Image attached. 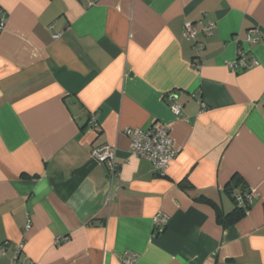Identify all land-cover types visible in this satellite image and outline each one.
I'll use <instances>...</instances> for the list:
<instances>
[{
    "label": "crops",
    "instance_id": "crops-1",
    "mask_svg": "<svg viewBox=\"0 0 264 264\" xmlns=\"http://www.w3.org/2000/svg\"><path fill=\"white\" fill-rule=\"evenodd\" d=\"M0 18V264L18 245L23 264H264V0H0ZM186 22L214 29L188 41ZM156 122L164 177L125 134ZM234 175L248 209L224 227Z\"/></svg>",
    "mask_w": 264,
    "mask_h": 264
},
{
    "label": "built area",
    "instance_id": "built-area-1",
    "mask_svg": "<svg viewBox=\"0 0 264 264\" xmlns=\"http://www.w3.org/2000/svg\"><path fill=\"white\" fill-rule=\"evenodd\" d=\"M3 24L4 18H0V29L3 27ZM213 29L214 25L212 23L203 25L201 22H186L183 27V37L186 40L191 41L194 40L198 30H201L206 34H212ZM249 33L251 34L253 31H250ZM58 37V35L53 36V38ZM196 47L202 48V45L197 43ZM243 59V56H240L238 61L230 65V68L232 70L238 69L240 63L243 62ZM254 64H256L255 61H253V65ZM170 110L175 116L180 115L179 105H172ZM90 123L94 128H98L96 120L93 116H91ZM125 134L129 138L130 152L132 155L148 160L153 166V171L160 177H164L165 170L177 154V151L173 146L169 128L166 125L156 122L145 130L140 128L127 129ZM90 156L97 163L104 165L111 177L116 175L117 165L113 147L109 145L97 147L91 151ZM249 196L250 195H248L247 198ZM153 223L154 229L157 232H162L168 223V216L164 214H157L153 219ZM6 246V243L1 246L0 249L2 252L5 251ZM22 250V245L15 247L11 258V264H23L19 262ZM126 264L132 263L131 261H126Z\"/></svg>",
    "mask_w": 264,
    "mask_h": 264
},
{
    "label": "trees",
    "instance_id": "trees-1",
    "mask_svg": "<svg viewBox=\"0 0 264 264\" xmlns=\"http://www.w3.org/2000/svg\"><path fill=\"white\" fill-rule=\"evenodd\" d=\"M244 185H245V181L243 180L242 177L234 175L230 181L227 183L226 187H225V192L226 194L231 198L232 201H234L236 203V205L238 204V198L243 199V203L244 205L242 206H236L235 209L225 215V216H221L220 214L217 215V219L218 221L224 226H228L234 222H236L237 220H239L240 218H242L245 215L246 210L248 209L247 207V196L249 195L248 193L243 192L244 190ZM178 186H180L181 188L184 187L183 183H179ZM239 189L240 190V196L236 197L234 196V191Z\"/></svg>",
    "mask_w": 264,
    "mask_h": 264
}]
</instances>
